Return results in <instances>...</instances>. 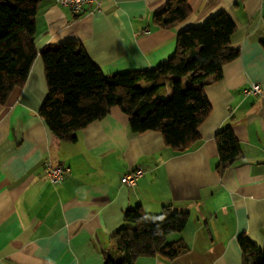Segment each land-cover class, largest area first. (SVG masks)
<instances>
[{
  "label": "crops",
  "instance_id": "1",
  "mask_svg": "<svg viewBox=\"0 0 264 264\" xmlns=\"http://www.w3.org/2000/svg\"><path fill=\"white\" fill-rule=\"evenodd\" d=\"M166 1L95 0L81 15L56 0L39 1L37 56L22 88L0 105V264H103L105 254L120 261L110 237L127 226L124 212L139 206L154 216L166 205L189 215L170 236L187 251L134 264H243L241 235L255 246L251 264H263L264 0H189V17L160 29L153 16ZM220 12L236 25L230 42L240 57L204 90L211 112L195 148L175 153L159 132L134 133L118 107L79 130L75 141L58 139L39 115L48 95L42 49L75 41L104 75L150 70L173 56L178 31ZM251 83L261 95L244 94ZM226 126L242 158L219 177L214 137ZM47 164L70 170L53 184ZM137 167L143 176L124 186L121 177Z\"/></svg>",
  "mask_w": 264,
  "mask_h": 264
},
{
  "label": "trees",
  "instance_id": "2",
  "mask_svg": "<svg viewBox=\"0 0 264 264\" xmlns=\"http://www.w3.org/2000/svg\"><path fill=\"white\" fill-rule=\"evenodd\" d=\"M39 1L0 0V105L22 88L37 56L33 38ZM188 2L167 0L153 16L154 26L171 29L185 21L190 15ZM235 30L230 16L220 12L201 26L178 31L175 53L158 67L112 75H104L79 42L44 48L40 56L48 95L39 115L58 139L75 141L79 130L118 107L134 133L159 132L167 147L185 153L199 143L198 129L211 112L205 88L221 80L225 65L240 57L230 42ZM261 47L264 50V40ZM166 86L172 88L168 98L160 95ZM214 140L215 171L223 177L242 158L241 145L230 126L218 131ZM188 219L187 212L171 205L154 216L144 214L139 206L127 209L123 214L127 226L110 237L121 260L105 254L103 264H134L140 257L158 255L176 258L188 248L183 240L167 242V237L181 232ZM237 242L243 264H251L255 246L244 235Z\"/></svg>",
  "mask_w": 264,
  "mask_h": 264
},
{
  "label": "built area",
  "instance_id": "3",
  "mask_svg": "<svg viewBox=\"0 0 264 264\" xmlns=\"http://www.w3.org/2000/svg\"><path fill=\"white\" fill-rule=\"evenodd\" d=\"M93 1L95 0H56L59 5L69 8L75 15L84 14L87 11L86 7H88V5ZM244 94L261 95L262 91L258 84L251 83L249 87L245 89ZM69 170L70 169L68 167L52 166L50 164H47L45 168V172L53 184H56L62 180L64 175L69 172ZM143 174V169L141 167H137L122 176L120 181L124 186L133 188L136 185L137 180L141 178Z\"/></svg>",
  "mask_w": 264,
  "mask_h": 264
},
{
  "label": "rangeland",
  "instance_id": "4",
  "mask_svg": "<svg viewBox=\"0 0 264 264\" xmlns=\"http://www.w3.org/2000/svg\"><path fill=\"white\" fill-rule=\"evenodd\" d=\"M139 85H140V86H143V87H145V88L147 87V84H146L145 82H140ZM171 91H172L171 86H166V87H164V88L160 91V94H161L162 96H168V94L171 93ZM129 226H133V224H129ZM170 236H171V235H169V236L167 237V242H170V241H171ZM121 255H122V254H121Z\"/></svg>",
  "mask_w": 264,
  "mask_h": 264
}]
</instances>
